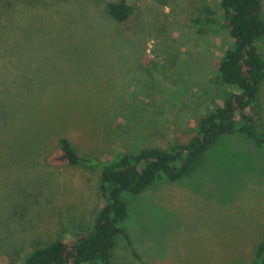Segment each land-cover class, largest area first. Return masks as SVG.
Instances as JSON below:
<instances>
[{
	"label": "rangeland",
	"instance_id": "obj_1",
	"mask_svg": "<svg viewBox=\"0 0 264 264\" xmlns=\"http://www.w3.org/2000/svg\"><path fill=\"white\" fill-rule=\"evenodd\" d=\"M129 2L118 22L105 1L0 0V264L92 230L101 171L50 165L61 137L105 161L179 145L229 96L215 76L231 39L193 23L206 5L221 16L220 0ZM260 102L264 130V83ZM124 198L132 245L118 238L112 264H253L264 150L222 136L189 177Z\"/></svg>",
	"mask_w": 264,
	"mask_h": 264
},
{
	"label": "trees",
	"instance_id": "obj_2",
	"mask_svg": "<svg viewBox=\"0 0 264 264\" xmlns=\"http://www.w3.org/2000/svg\"><path fill=\"white\" fill-rule=\"evenodd\" d=\"M99 1L106 2L109 15L118 22H125L132 15L129 0ZM220 11L221 16L206 5L193 23L199 33L226 32L233 44L229 42L215 76L219 86L231 90L222 105L209 110L199 121L196 135L187 143L150 146L136 153L118 152L109 161L83 153L68 138L61 137L47 162L52 166L100 169L99 191L104 203L88 234L79 235L72 242H38L23 264H112L118 238L124 237L132 245L123 226L130 213L124 193L137 195L159 180L189 177L202 166L206 154L222 136L243 135L264 150L260 102L264 55L257 47L264 37L263 1L220 0ZM253 264H264V241Z\"/></svg>",
	"mask_w": 264,
	"mask_h": 264
}]
</instances>
